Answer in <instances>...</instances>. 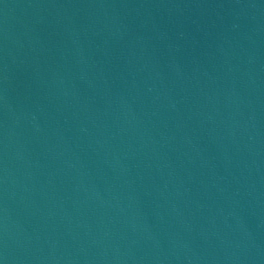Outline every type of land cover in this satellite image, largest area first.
<instances>
[{
  "label": "water",
  "instance_id": "water-1",
  "mask_svg": "<svg viewBox=\"0 0 264 264\" xmlns=\"http://www.w3.org/2000/svg\"><path fill=\"white\" fill-rule=\"evenodd\" d=\"M0 264H264V0H0Z\"/></svg>",
  "mask_w": 264,
  "mask_h": 264
}]
</instances>
